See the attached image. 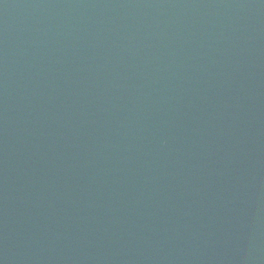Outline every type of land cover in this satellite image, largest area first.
<instances>
[{
	"label": "water",
	"instance_id": "obj_1",
	"mask_svg": "<svg viewBox=\"0 0 264 264\" xmlns=\"http://www.w3.org/2000/svg\"><path fill=\"white\" fill-rule=\"evenodd\" d=\"M0 264H264V0H0Z\"/></svg>",
	"mask_w": 264,
	"mask_h": 264
}]
</instances>
